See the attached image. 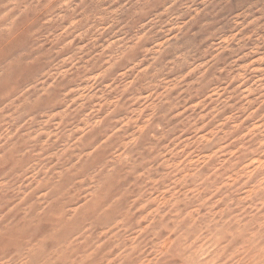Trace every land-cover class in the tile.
<instances>
[{
    "label": "rangeland",
    "instance_id": "rangeland-1",
    "mask_svg": "<svg viewBox=\"0 0 264 264\" xmlns=\"http://www.w3.org/2000/svg\"><path fill=\"white\" fill-rule=\"evenodd\" d=\"M0 264H264V0H0Z\"/></svg>",
    "mask_w": 264,
    "mask_h": 264
}]
</instances>
